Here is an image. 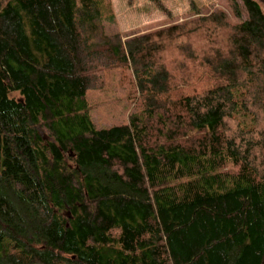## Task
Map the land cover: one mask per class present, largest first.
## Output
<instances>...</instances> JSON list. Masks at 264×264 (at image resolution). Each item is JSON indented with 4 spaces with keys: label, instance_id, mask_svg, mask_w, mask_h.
Returning a JSON list of instances; mask_svg holds the SVG:
<instances>
[{
    "label": "trees",
    "instance_id": "trees-1",
    "mask_svg": "<svg viewBox=\"0 0 264 264\" xmlns=\"http://www.w3.org/2000/svg\"><path fill=\"white\" fill-rule=\"evenodd\" d=\"M104 1L0 0V264H264V0L125 39Z\"/></svg>",
    "mask_w": 264,
    "mask_h": 264
},
{
    "label": "rangeland",
    "instance_id": "rangeland-1",
    "mask_svg": "<svg viewBox=\"0 0 264 264\" xmlns=\"http://www.w3.org/2000/svg\"><path fill=\"white\" fill-rule=\"evenodd\" d=\"M162 11L151 0H106L103 2V24L108 34L120 33L124 39L203 15L215 9L226 11L232 22L228 0H160ZM194 4V8L191 6ZM101 85L87 92L90 117L98 128L120 125L134 110L132 77L120 68L103 72Z\"/></svg>",
    "mask_w": 264,
    "mask_h": 264
},
{
    "label": "water",
    "instance_id": "water-1",
    "mask_svg": "<svg viewBox=\"0 0 264 264\" xmlns=\"http://www.w3.org/2000/svg\"><path fill=\"white\" fill-rule=\"evenodd\" d=\"M68 216H69V214H68Z\"/></svg>",
    "mask_w": 264,
    "mask_h": 264
}]
</instances>
